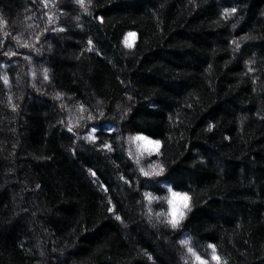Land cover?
<instances>
[{
    "label": "trees",
    "instance_id": "16d2710c",
    "mask_svg": "<svg viewBox=\"0 0 264 264\" xmlns=\"http://www.w3.org/2000/svg\"><path fill=\"white\" fill-rule=\"evenodd\" d=\"M0 18V264H264V0H0ZM138 134L160 141L139 164ZM168 187L191 198L176 229Z\"/></svg>",
    "mask_w": 264,
    "mask_h": 264
},
{
    "label": "snow or ice",
    "instance_id": "6c2138e0",
    "mask_svg": "<svg viewBox=\"0 0 264 264\" xmlns=\"http://www.w3.org/2000/svg\"><path fill=\"white\" fill-rule=\"evenodd\" d=\"M75 2L83 9L84 12H88V6L91 5L92 0H75ZM45 7H47V3H45ZM236 9L233 8L231 9V13H235ZM227 10L225 11V16H228L231 14ZM78 19V18H77ZM49 21L52 22V18L49 17ZM5 21L0 18V27H3L5 25ZM59 31H63V29H59ZM7 35V33H5ZM129 37H135V33H128V35L125 37L124 44L128 48H132L134 46V39L129 40ZM24 47H31V45L25 43L23 45ZM9 55H15V53H9ZM44 79H48V74H47V69L44 70ZM4 83H8V78L5 76L3 77ZM59 98V94H58ZM81 111H83V107L81 106ZM103 115V113H101ZM88 119H92L91 116L88 117ZM69 131H72V128L70 127L68 129ZM95 129H93V132ZM89 140H94V136L90 135L87 137ZM130 143H134L137 145V150H136V163L139 164L140 160L143 159L144 155L147 154L148 156H151L152 154H159V148H160V141L158 140H152L147 136L144 135H135L132 137H129ZM105 148H107L109 151H111V146L110 145H105ZM129 156H132V153H129ZM140 172L142 176L144 177H152V176H160L164 172V168L159 165H152L150 166V170H145L144 168L140 169ZM168 192L170 193L169 197H167V204H168V211L167 213L165 212H160L157 213L156 215L159 216H166L167 219L166 222L169 224L173 229H176L180 226L181 221L185 218L187 212L191 211V205H190V196L188 193H181L174 191L171 187H168ZM145 198L148 200L149 204L153 200H163L165 199L164 197H155L152 196L150 193H145ZM111 211V209H110ZM119 219V217H117ZM180 244L183 246H187L189 244V240H181ZM213 249V255L211 256V259L213 261L219 262V257L215 254V246L214 245H209ZM188 252L195 257L196 261L199 262V264H207L206 261L201 259L200 256L196 254V252L193 251L191 247H188Z\"/></svg>",
    "mask_w": 264,
    "mask_h": 264
},
{
    "label": "rangeland",
    "instance_id": "374dc122",
    "mask_svg": "<svg viewBox=\"0 0 264 264\" xmlns=\"http://www.w3.org/2000/svg\"><path fill=\"white\" fill-rule=\"evenodd\" d=\"M48 52H50V49L48 50Z\"/></svg>",
    "mask_w": 264,
    "mask_h": 264
}]
</instances>
